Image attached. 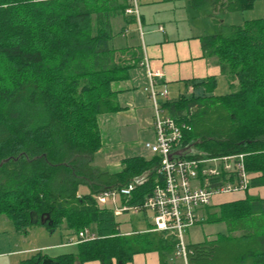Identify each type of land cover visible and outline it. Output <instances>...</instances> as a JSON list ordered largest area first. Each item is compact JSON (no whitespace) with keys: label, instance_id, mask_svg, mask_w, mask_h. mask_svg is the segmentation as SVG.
Wrapping results in <instances>:
<instances>
[{"label":"trees","instance_id":"1","mask_svg":"<svg viewBox=\"0 0 264 264\" xmlns=\"http://www.w3.org/2000/svg\"><path fill=\"white\" fill-rule=\"evenodd\" d=\"M257 1L234 0L226 11H248ZM130 7L126 0H0V163L7 161L0 168V217L23 234L65 225L72 234L89 229L96 236L52 264H128L148 253L176 264L172 236L151 227L121 235L112 210L95 201L147 175L129 203L140 205L156 177L155 159L126 160L118 174L91 166L101 147L98 118L118 112L112 86L129 81L141 60L138 50L131 65L117 58L128 48L113 46V20L123 21L122 38L136 26L126 15ZM216 22L201 41L203 53L236 87L225 97L180 98L163 109L181 129L180 150L193 146L179 158L243 155L249 186L240 199L203 210L200 225L224 224L226 233L189 245L188 264H264V199L249 195L264 188V20ZM80 186L89 193L77 198ZM46 259L37 254L31 264Z\"/></svg>","mask_w":264,"mask_h":264},{"label":"crops","instance_id":"2","mask_svg":"<svg viewBox=\"0 0 264 264\" xmlns=\"http://www.w3.org/2000/svg\"><path fill=\"white\" fill-rule=\"evenodd\" d=\"M233 2L234 0H204L199 6L195 0H137L142 43L139 52L140 64L131 73L129 81L112 86L113 92L116 93L118 112L100 116L98 123L100 118L111 115L116 117L114 122L116 126L113 129H119V134H140V136L141 134H150L151 140L147 141L145 145L154 144V107L149 91L151 84L157 94L156 101L162 107V111H164V105L175 103L180 98H220L229 95L231 93L230 85L236 87L237 84L230 83L227 78L221 75L214 59L205 57L201 41L203 38L213 35L217 20H219L218 25L228 27H239L246 22L264 20V0L255 2L252 9L248 11L229 13L226 10L234 7ZM222 11L224 13H221ZM212 81L216 82L215 86H212ZM162 93H165V97L161 96ZM167 116L169 113L165 117ZM106 120L103 121V126H106L108 122L112 125L111 119ZM100 141L101 147L97 154L103 147L101 135ZM121 145L132 147L123 141ZM144 149L148 154H151L145 146ZM150 156L149 159L136 156L132 158L158 161L156 156L152 154ZM132 158L121 160L120 169L114 174H118L123 169V163ZM95 170L101 172L99 169ZM88 193L87 187H84L83 191L78 189L77 198ZM249 195L264 199V188L251 190ZM236 197L231 201L221 202L217 206L241 198L240 196ZM108 207L114 214L113 207L110 205ZM114 216L120 218L123 215L116 216L114 214ZM33 228L27 229L23 234L16 231L7 218L0 217V264H31V259L37 254L46 256L53 262L60 256L77 253V245L68 244L69 241L75 239L77 234L67 231L65 225L58 228L60 233L67 235L64 239L65 244L64 242L52 243L49 240L41 247L29 242V233ZM55 231L47 232L54 235ZM133 233L143 232H120L124 236ZM64 249H75V252L62 254L60 250ZM47 251H56V253L59 251L61 254L47 255L44 253ZM74 264L79 263L76 261ZM128 264H160V261L156 253H148L134 256Z\"/></svg>","mask_w":264,"mask_h":264},{"label":"built area","instance_id":"3","mask_svg":"<svg viewBox=\"0 0 264 264\" xmlns=\"http://www.w3.org/2000/svg\"><path fill=\"white\" fill-rule=\"evenodd\" d=\"M126 1L131 6L126 15L134 16L139 24L137 0ZM149 91L154 107L155 141L154 144H146L145 148L158 160L151 192L140 205H129L136 186L147 182V175H144L139 184L132 181L125 187L105 190L95 197V201L98 206H112L116 216L149 212L153 216L149 232L172 236L175 241L170 262L188 264L191 250L185 242L186 231L204 220L203 210L213 207L216 198L247 192L249 177L245 171L243 155L216 158L203 155L194 159L173 156L180 150L181 129L171 117L163 116L152 84ZM161 96L165 97V93ZM94 240L95 234L83 229L68 244L79 245Z\"/></svg>","mask_w":264,"mask_h":264},{"label":"rangeland","instance_id":"4","mask_svg":"<svg viewBox=\"0 0 264 264\" xmlns=\"http://www.w3.org/2000/svg\"><path fill=\"white\" fill-rule=\"evenodd\" d=\"M113 27V35L116 36L113 41V46L116 50L126 49L128 48V53L124 56H119L117 54V58H121L124 61H128L131 65H134V53L138 55V50H141L142 43L140 39V25L136 23V26H131L126 29L125 37H121L119 32L124 27V23L121 19H116L112 21ZM140 28V29H139ZM167 110L164 109L163 115H167ZM106 119L112 120V125L108 124L103 126V121ZM116 117L111 115L102 117L99 119L98 129L102 138V150L99 154L96 155L95 161L93 163V168L99 169L101 172L114 174L120 169V161L132 157H143L144 159H149L151 154H148L144 149L145 143L147 141L150 142L151 136L150 134H119V129H113L116 126L114 124ZM107 121V120H106ZM127 142V145L132 147H127L125 145H121V142ZM83 191L84 187L80 186L79 188ZM236 196H222L218 197L214 200V206L220 204L221 202L231 201ZM121 204V200L118 201ZM216 212V211H214ZM153 216L149 212H142L137 215L133 213L124 214L122 217L117 218V223L119 224L120 232H144L148 230V228L152 225ZM32 231L29 233V242L30 244H35L38 247L44 245L45 242L51 241L52 243L64 242V239L67 235L60 233V230H56L54 235L48 234V232L41 228L36 227L31 229ZM226 226L224 224L217 225H196L195 227L186 231L185 234V242L188 245H196L201 244L205 241H212L216 239L218 234H225ZM19 236V235H18ZM20 238V237H18ZM66 242H64L65 244ZM62 254H73L75 249H64L60 250ZM57 251V253H60ZM47 255H56V251H47L44 252ZM60 253V254H61ZM44 255V254H43ZM180 264V262H176Z\"/></svg>","mask_w":264,"mask_h":264},{"label":"water","instance_id":"5","mask_svg":"<svg viewBox=\"0 0 264 264\" xmlns=\"http://www.w3.org/2000/svg\"><path fill=\"white\" fill-rule=\"evenodd\" d=\"M192 147H193V146H190V147H188V148H186V149H181V150L175 152V153L173 154V156H175V157H181L183 154L189 153V152L191 151ZM6 162H7V161L1 162V163H0V168H1ZM143 178H144V176H142V177H140V178L134 180V183H135V184H139V183L143 180ZM141 185H142V184H140V185H138V186H141ZM52 263H53V262H52L51 260L46 259V260L43 261L42 264H52Z\"/></svg>","mask_w":264,"mask_h":264}]
</instances>
